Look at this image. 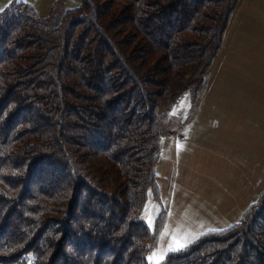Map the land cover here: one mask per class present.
Instances as JSON below:
<instances>
[{"label":"trees","instance_id":"1","mask_svg":"<svg viewBox=\"0 0 264 264\" xmlns=\"http://www.w3.org/2000/svg\"><path fill=\"white\" fill-rule=\"evenodd\" d=\"M241 0H56L0 12V264H148L168 108L203 91ZM37 178V181H36ZM161 264H264V191Z\"/></svg>","mask_w":264,"mask_h":264},{"label":"rangeland","instance_id":"2","mask_svg":"<svg viewBox=\"0 0 264 264\" xmlns=\"http://www.w3.org/2000/svg\"><path fill=\"white\" fill-rule=\"evenodd\" d=\"M13 1L45 17L56 0H0V12ZM229 26L204 90L159 109V199L148 189L140 218L151 232L166 219L148 264L238 223L264 191V0H241Z\"/></svg>","mask_w":264,"mask_h":264},{"label":"crops","instance_id":"3","mask_svg":"<svg viewBox=\"0 0 264 264\" xmlns=\"http://www.w3.org/2000/svg\"><path fill=\"white\" fill-rule=\"evenodd\" d=\"M238 8H239V6H238ZM238 8H237V9H238ZM229 27H230V26H229ZM228 31H229V28H228V30H227V33H228ZM227 33H226V35H227ZM225 37H226V36H225ZM223 50H224V49H223V47H222V49H221V53H222ZM218 56H219V55H218ZM218 56H217V57H218ZM216 59H217V58H216Z\"/></svg>","mask_w":264,"mask_h":264},{"label":"snow or ice","instance_id":"4","mask_svg":"<svg viewBox=\"0 0 264 264\" xmlns=\"http://www.w3.org/2000/svg\"><path fill=\"white\" fill-rule=\"evenodd\" d=\"M179 246H183L182 244L181 245H179ZM157 254L156 253H153V257H155ZM150 259H152V258H150Z\"/></svg>","mask_w":264,"mask_h":264}]
</instances>
